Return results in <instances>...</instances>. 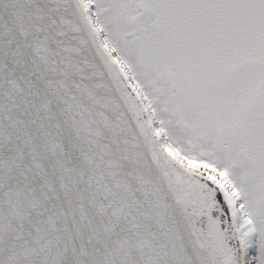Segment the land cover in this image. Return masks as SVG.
<instances>
[{"label":"snow or ice","instance_id":"obj_1","mask_svg":"<svg viewBox=\"0 0 264 264\" xmlns=\"http://www.w3.org/2000/svg\"><path fill=\"white\" fill-rule=\"evenodd\" d=\"M0 264H264V0H0Z\"/></svg>","mask_w":264,"mask_h":264}]
</instances>
